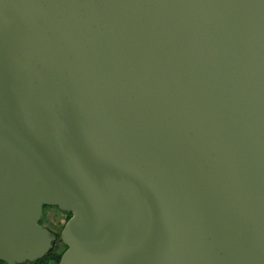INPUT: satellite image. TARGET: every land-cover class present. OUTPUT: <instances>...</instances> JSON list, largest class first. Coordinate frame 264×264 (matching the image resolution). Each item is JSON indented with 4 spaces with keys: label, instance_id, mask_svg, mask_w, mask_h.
Listing matches in <instances>:
<instances>
[{
    "label": "water",
    "instance_id": "water-1",
    "mask_svg": "<svg viewBox=\"0 0 264 264\" xmlns=\"http://www.w3.org/2000/svg\"><path fill=\"white\" fill-rule=\"evenodd\" d=\"M264 264V0H0V262Z\"/></svg>",
    "mask_w": 264,
    "mask_h": 264
},
{
    "label": "flooded vegetation",
    "instance_id": "flooded-vegetation-1",
    "mask_svg": "<svg viewBox=\"0 0 264 264\" xmlns=\"http://www.w3.org/2000/svg\"><path fill=\"white\" fill-rule=\"evenodd\" d=\"M62 216L63 218L61 219L60 217ZM69 217L70 215L68 213H63L55 207H45L43 217L39 222L40 225L48 228L56 235L57 240L54 243V250H57L60 253H64L66 251V246L61 241V232L64 228V225L69 221ZM0 264L5 263L0 262Z\"/></svg>",
    "mask_w": 264,
    "mask_h": 264
},
{
    "label": "trees",
    "instance_id": "trees-1",
    "mask_svg": "<svg viewBox=\"0 0 264 264\" xmlns=\"http://www.w3.org/2000/svg\"><path fill=\"white\" fill-rule=\"evenodd\" d=\"M70 215V214H69ZM71 218V215L70 217ZM63 252L60 253L57 250H52L44 259L39 260L33 264H59L62 258Z\"/></svg>",
    "mask_w": 264,
    "mask_h": 264
},
{
    "label": "rangeland",
    "instance_id": "rangeland-1",
    "mask_svg": "<svg viewBox=\"0 0 264 264\" xmlns=\"http://www.w3.org/2000/svg\"><path fill=\"white\" fill-rule=\"evenodd\" d=\"M50 214H51V212H50ZM60 216H61V215H60ZM60 218L62 219V218H63V216H62V217H60ZM61 219H60V220H61Z\"/></svg>",
    "mask_w": 264,
    "mask_h": 264
}]
</instances>
